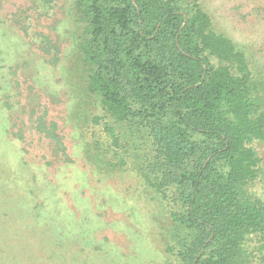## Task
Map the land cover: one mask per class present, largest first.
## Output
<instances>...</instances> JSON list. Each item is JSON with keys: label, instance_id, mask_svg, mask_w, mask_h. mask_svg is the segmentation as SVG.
I'll list each match as a JSON object with an SVG mask.
<instances>
[{"label": "trees", "instance_id": "16d2710c", "mask_svg": "<svg viewBox=\"0 0 264 264\" xmlns=\"http://www.w3.org/2000/svg\"><path fill=\"white\" fill-rule=\"evenodd\" d=\"M39 1L45 9L53 0ZM67 3L68 119L86 160L105 176L131 168L155 194L170 219L168 264H264V199L255 192L264 73L216 31L200 0ZM42 122L37 131L62 145L57 126Z\"/></svg>", "mask_w": 264, "mask_h": 264}, {"label": "rangeland", "instance_id": "374dc122", "mask_svg": "<svg viewBox=\"0 0 264 264\" xmlns=\"http://www.w3.org/2000/svg\"><path fill=\"white\" fill-rule=\"evenodd\" d=\"M35 2L0 0V264H168L155 194L131 168L99 174L68 119L67 0ZM200 4L264 73V0ZM40 118L62 145L37 131ZM255 192L264 199V175Z\"/></svg>", "mask_w": 264, "mask_h": 264}]
</instances>
